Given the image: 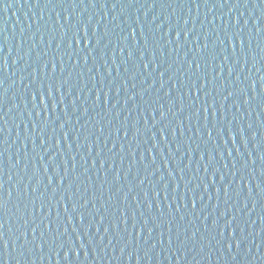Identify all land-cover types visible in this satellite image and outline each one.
Here are the masks:
<instances>
[{"label": "water", "instance_id": "water-1", "mask_svg": "<svg viewBox=\"0 0 264 264\" xmlns=\"http://www.w3.org/2000/svg\"><path fill=\"white\" fill-rule=\"evenodd\" d=\"M204 0H0V264H39Z\"/></svg>", "mask_w": 264, "mask_h": 264}, {"label": "snow or ice", "instance_id": "snow-or-ice-1", "mask_svg": "<svg viewBox=\"0 0 264 264\" xmlns=\"http://www.w3.org/2000/svg\"><path fill=\"white\" fill-rule=\"evenodd\" d=\"M0 187H2V183H0ZM5 207V201L2 197H0V209H3ZM2 235V234H0Z\"/></svg>", "mask_w": 264, "mask_h": 264}]
</instances>
